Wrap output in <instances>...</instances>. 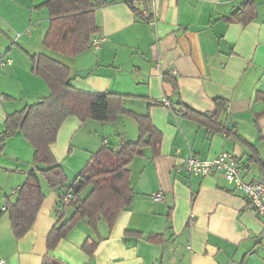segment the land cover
<instances>
[{
	"label": "crops",
	"instance_id": "obj_1",
	"mask_svg": "<svg viewBox=\"0 0 264 264\" xmlns=\"http://www.w3.org/2000/svg\"><path fill=\"white\" fill-rule=\"evenodd\" d=\"M45 1L0 0V34L7 27L13 35L7 36L11 46L0 52V60L12 61L0 67V262L42 264L57 223L56 205L66 192L46 189L40 177L45 200L32 229L14 237L5 211L35 170L34 148L20 132L3 145L1 134L9 114L49 95L46 82L31 72L30 57L44 53L70 67L74 88L122 95L124 108L149 115L162 135L158 156L146 148L134 158L135 199L113 227L101 221L94 230L82 220L53 256L67 264H264V221L246 196L221 175L193 176L181 167L189 156L208 160L229 153L246 181L262 175L264 97L257 94L264 95V0H251L256 11L246 26L227 19L250 0H158L155 25L135 14L131 0H105L95 12L101 47L76 57L43 46L50 16L36 7ZM215 99L228 103L222 116L227 132L187 116L214 114ZM164 100L187 112L161 104ZM138 138V125L128 116L114 124L82 123L72 116L51 150L72 182L106 144L115 149ZM158 193L164 201L154 200ZM151 236L162 242L149 241ZM89 239L97 243L93 255L82 248Z\"/></svg>",
	"mask_w": 264,
	"mask_h": 264
},
{
	"label": "trees",
	"instance_id": "obj_2",
	"mask_svg": "<svg viewBox=\"0 0 264 264\" xmlns=\"http://www.w3.org/2000/svg\"><path fill=\"white\" fill-rule=\"evenodd\" d=\"M105 4V0H46L36 7L46 8L50 16L43 46L67 57H76L92 49L91 43L100 32L95 12ZM131 8L137 16L148 21L139 11L132 6ZM255 11L256 4L250 0L227 20L246 26L254 18ZM30 60L31 72L46 82L49 95L6 117L1 134L3 145L7 139L20 132L34 148L35 170L21 186L17 201L8 203L5 213L9 215L14 237L21 239L32 229L45 200L40 177L45 178L50 188L66 189L71 194L70 206L62 208L65 192L56 205L57 223L48 234L47 253L42 264H67L51 252L82 220H86L94 230H97L101 221H105L110 228L113 227L119 214L129 208L135 199L130 182V166L134 158L143 155L146 148H150L153 155L158 156L162 135L152 124L149 115L126 110L122 95L84 92L74 88L70 67L58 58L40 53L31 56ZM164 78L177 88V82L173 78L169 75ZM259 97L264 95L258 93L257 98ZM214 103L216 111L212 115L188 111L187 116L212 131L227 132L222 116L228 103L223 99H215ZM72 116L82 123L91 120L103 124H114L121 116H128L137 123L139 138L121 143L120 152L113 148L99 150L78 176L69 182L63 168L56 161L51 146L56 142L64 121ZM247 146L252 148L249 144ZM149 241L161 243L162 237L151 236ZM96 246L97 243L89 239L82 248L93 255Z\"/></svg>",
	"mask_w": 264,
	"mask_h": 264
},
{
	"label": "built area",
	"instance_id": "obj_3",
	"mask_svg": "<svg viewBox=\"0 0 264 264\" xmlns=\"http://www.w3.org/2000/svg\"><path fill=\"white\" fill-rule=\"evenodd\" d=\"M158 0H131L129 5L135 10L139 11L141 16L148 19V21L155 25L156 20L151 19L152 13L157 6ZM30 33V30L28 31ZM20 37V34L16 35V40ZM104 39L96 38L91 43L92 49H98L101 47ZM12 64V61L0 60V67H6ZM3 97L0 96V100ZM163 103L171 108L176 106L172 105L167 100ZM177 112L186 113L187 109L183 107H176ZM106 149H109L108 144H106ZM181 167L185 169L190 175L206 177L214 174L221 175L226 182L232 185L237 191L242 192L253 208L254 212L262 218L264 221V170L262 175L255 180L246 181L243 177L241 166L238 160L229 153H222L213 159L200 160L194 156H189L182 160ZM154 200L157 202L164 201L163 193H158L154 196ZM71 194L67 191L62 197V208L67 209L70 206ZM0 264H7L1 261Z\"/></svg>",
	"mask_w": 264,
	"mask_h": 264
},
{
	"label": "rangeland",
	"instance_id": "obj_4",
	"mask_svg": "<svg viewBox=\"0 0 264 264\" xmlns=\"http://www.w3.org/2000/svg\"><path fill=\"white\" fill-rule=\"evenodd\" d=\"M44 10L46 13H48V10L46 9V8H39L38 10ZM1 23V22H0ZM1 25V24H0ZM3 26V25H2ZM4 27H5V25H4ZM5 32H6V35H4V34H0V52H4L5 50H6V48H7V46H11V40L10 39H8V37L7 36H9V38H11V39H13V35H12V33H11V31H12V29H10V28H7V27H5ZM8 43V44H7ZM5 148V147H4ZM41 179L43 180V183H44V186H45V188L46 189H48V184H47V181L45 180V178L44 177H42L41 176ZM49 189H51V190H54V189H57V188H50L49 187ZM59 191V190H58Z\"/></svg>",
	"mask_w": 264,
	"mask_h": 264
},
{
	"label": "water",
	"instance_id": "obj_5",
	"mask_svg": "<svg viewBox=\"0 0 264 264\" xmlns=\"http://www.w3.org/2000/svg\"><path fill=\"white\" fill-rule=\"evenodd\" d=\"M115 151L116 152H120L121 151V148L117 147V148H115Z\"/></svg>",
	"mask_w": 264,
	"mask_h": 264
}]
</instances>
